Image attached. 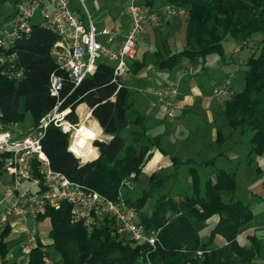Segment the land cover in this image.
Here are the masks:
<instances>
[{"label": "trees", "instance_id": "1", "mask_svg": "<svg viewBox=\"0 0 264 264\" xmlns=\"http://www.w3.org/2000/svg\"><path fill=\"white\" fill-rule=\"evenodd\" d=\"M144 4L149 9H159L148 0ZM167 4L187 10L186 48L166 55L157 53L155 61L162 68L173 69L185 61L196 65L213 53L225 60L224 43L229 38L235 39L242 50L261 35L259 46H252L254 51L241 71L245 87L225 103L223 116L233 130L251 134V160L264 156V0H167ZM57 40L54 31L36 25L29 36L17 40L8 51L0 48V54L16 56L18 71L23 73L21 80L11 79L1 74L0 68V110L7 121L24 123L30 114L32 123L37 124L55 107L70 108V119L78 122L77 109L87 105L104 134L112 139L97 142L99 157L81 164L69 150V135L50 126L43 145L53 169L110 199L123 194L141 222L158 231V241L155 251L147 245L122 242L109 225L89 234L82 224L72 222L70 206L65 204L59 210L49 209L38 219L50 221L49 242L38 237L39 247L32 253L30 264H43L45 254L52 255L58 264H141L147 256L154 264H257L255 260L264 250L262 241L249 235L247 244L240 242L256 218L254 211L240 200H223L224 193L236 194L233 173L219 170L215 179L206 182L203 192L199 169L193 167L190 194L179 199L171 192L155 197V186L163 182L158 181L133 198L125 181L140 175L152 155L151 149L159 147L158 143H149L139 117L129 121L133 92L116 78L114 65L99 61L95 72L77 85L51 55ZM53 74L63 79L59 96L51 94ZM131 123L138 129L127 140L122 132ZM173 161L176 166L181 164L179 158ZM153 199L154 207L148 213L147 206ZM201 223L213 226L211 239L201 236L196 227ZM10 232L8 226L0 237L2 264H9L5 259L10 247L4 239ZM216 237L223 242L213 247Z\"/></svg>", "mask_w": 264, "mask_h": 264}, {"label": "built area", "instance_id": "2", "mask_svg": "<svg viewBox=\"0 0 264 264\" xmlns=\"http://www.w3.org/2000/svg\"><path fill=\"white\" fill-rule=\"evenodd\" d=\"M79 1L85 5L86 0ZM126 1L131 28L119 51L98 41V36L102 35L111 43L116 33L109 28L99 30L89 15L76 14L69 0H15L13 15L0 24V48L8 51L17 40L29 36L34 26L39 25L58 35L51 55L75 84L78 85L87 75L93 74L101 60L112 63L116 78L123 80L129 74V62L136 58L145 26L149 24L158 28L166 20L184 18L188 14L186 9L171 4L154 10L147 8L144 0ZM240 51L239 47L235 50L236 53ZM15 62V55L1 53V74L21 80L23 73L18 71ZM232 80L233 75H230L217 85L214 96L219 99L231 98ZM62 86V77L53 74L52 96H59ZM179 94L177 86H164L154 92L156 101L166 108L170 120L176 116ZM70 114V108L61 110L55 107L37 124L26 129L25 122L7 121L0 110V186L4 188L3 193L0 192V234L13 217L37 221L49 209L59 210L68 204L72 222L82 224L89 234L97 228L106 227L108 221L112 220L117 226L119 241L147 245L155 251L158 231L148 229L141 222L136 209L127 203L122 194L117 199H110L53 169L43 145L50 126L60 128L69 135V150L81 164L99 157L97 142H109L112 139L97 130L89 119L75 122L70 119ZM125 185L131 190L134 187L130 180L125 181ZM38 247L37 230L27 228L24 240L18 245L19 252L30 259ZM43 264L58 263L52 255L45 254ZM141 264L154 263L147 256Z\"/></svg>", "mask_w": 264, "mask_h": 264}, {"label": "crops", "instance_id": "3", "mask_svg": "<svg viewBox=\"0 0 264 264\" xmlns=\"http://www.w3.org/2000/svg\"><path fill=\"white\" fill-rule=\"evenodd\" d=\"M148 1L153 7H162L156 6L154 0ZM14 10L15 0H8L4 4L0 3V24L5 18L12 16ZM95 26L98 27L99 30L109 28L116 33V37L111 43H109L107 38L102 35L98 36V41L112 50L119 51L124 45L126 35L131 28V22L125 8L121 15L112 19L110 26L99 27L96 24ZM160 27L162 34L173 38L172 47L174 48L177 45L176 39L178 36L184 35V45L186 48V24L182 21V19L171 18L166 20ZM154 32L155 28L151 25L147 24L145 26V33L139 40L136 58L129 62V74L123 78L125 85L133 92V94L137 91L136 86L146 81L151 72H155L156 77L162 81L158 87H151L145 90L143 95L139 97L138 101L132 97L133 105L129 111L134 112L135 118L129 121L134 122L139 117L141 123L143 124L147 138L149 139V143L156 141L159 146L151 149L152 155L149 161L144 166L140 175L132 180V184L134 185L132 191L136 189V184L133 181L138 180V178L142 175H146L150 180L151 187L158 181H163L159 185L155 186L156 192L161 191L160 195L167 192L174 194V191H171L170 189H165L163 192L161 189H164L166 184L168 186L171 183L170 185L173 186L174 181H176V178L179 176V169L182 165L190 166L189 177L190 169L193 167H198L200 176L202 175V171H204V169H211L210 179H215L216 173L219 170L231 172L236 177L239 171H241V166H244L245 168L249 167L253 170V166L257 165L256 171L258 173L262 172L263 170L259 159H262L264 156L255 157L253 160L249 158V151L251 149V134H242L240 131L233 130L227 126L226 121L223 120L225 102L227 101L224 102L214 96V89L216 86L223 83L230 75H233V94L239 93L244 89L245 83L242 78L241 71L243 70L242 66L245 65L246 61L234 63L235 60L233 55L229 53L227 54L225 51L227 59L224 60L221 58V61L218 63V66L220 65V68H222V75L224 77L215 81H212L210 77L212 68L204 66L203 70L198 72V70L194 68V64H191L188 61L182 63V65L187 63V66L184 68H179L181 64L173 69L162 68L156 64L155 56L153 60L152 55L156 51L151 52L145 47V42H148L149 39L152 40L151 38L156 37L153 36ZM151 43L153 44L154 42ZM236 49L237 47L234 49V52ZM168 52L176 53L180 51L171 49L163 54L166 55ZM207 58L205 62L203 61V64L207 63ZM248 58L246 60H248ZM231 63H234L235 66H237L232 68L230 66ZM206 75L207 77H205ZM237 77L239 80L236 82ZM134 80H136L135 86H130ZM164 86H177L179 88L180 94L176 103L177 114L174 120L168 119L165 107L156 101L154 97L155 90ZM77 115L80 121L89 119L90 123L93 124L97 130L103 131L97 120L92 117V110L89 109L87 105H81L77 109ZM130 125L135 128L132 132L138 129L135 123H131ZM230 129H232L233 132H230ZM236 132H239L241 136L249 137L248 144H245L246 146H241L244 142L239 139H237V141L239 140L238 142L234 141L233 136ZM122 136L124 135L122 134ZM124 137L127 140H130V135L128 137ZM174 157L179 158L181 164L176 166L173 161ZM189 186V192H191L190 178ZM2 187L3 186H0V188ZM262 190L263 189H261V191ZM253 194L256 195L255 193ZM174 195L177 199L182 197L181 195ZM231 198L234 199V196ZM29 220L33 219L24 221L20 218L13 217L5 228L6 230L9 226L11 229L10 234L4 239L5 242H8L10 247V251L5 259V261L9 264H30V259L24 257L18 250L19 243L24 240L25 230L29 228L27 227ZM18 230L22 233V240L19 241L17 245H13V240H9V237L12 233ZM248 230L241 235L240 239L245 236ZM4 231L0 234V237ZM42 240L46 243L49 242L48 239ZM0 264H2L1 260Z\"/></svg>", "mask_w": 264, "mask_h": 264}, {"label": "rangeland", "instance_id": "4", "mask_svg": "<svg viewBox=\"0 0 264 264\" xmlns=\"http://www.w3.org/2000/svg\"><path fill=\"white\" fill-rule=\"evenodd\" d=\"M70 1V6L71 9L78 15L80 16H85L92 19V21L98 25L99 27L103 26H110L112 23V19L116 18L118 15H121L124 12V9L127 6V1L126 0H86L85 5L81 4L79 0H69ZM154 3L156 6H164L167 4V0H154ZM182 21H186V17L184 18H179ZM186 24V23H185ZM98 28V27H97ZM154 28V27H153ZM99 29V28H98ZM161 27L155 28V34L153 33V37L151 38L152 40H148V42H145V47L149 49L151 52L156 51L157 53H165L168 50L175 49L176 51H181L185 49L184 45V35L183 36H178L176 39L177 45L174 47L173 46V38L167 37L165 34H162L160 31ZM260 38L255 39L251 43V47L249 46H243V50L239 52H234V49L237 47H240V44L233 38H229L225 43V51L228 54H232L234 57L235 62L234 63H239L243 61H247L246 59L251 56V52L254 51V48H257L260 43L261 35H259ZM151 42H154L153 44ZM139 45V43H138ZM252 46L254 47L252 49ZM153 53V60L154 56L156 59L157 53ZM221 61V57L216 54H210L207 58V63L203 64V61L201 60L200 63H197L194 65V68L198 70V72L202 71L204 66H208L212 68V73L210 74L211 80L215 81L218 79L223 78L224 76L222 75V68H220V65L218 66V63ZM185 63V62H184ZM231 63V67L235 68V64ZM187 66V63L185 65H180L179 68H184ZM243 70L246 68L245 65L242 66ZM203 76V75H201ZM207 77V75L205 76ZM238 77L236 78L237 82ZM136 80H134L130 86L134 85ZM162 81H160L156 77L155 72H151L149 75V78L144 81L143 83L139 84L136 86L137 91L134 92L133 97L136 101L139 100V97L143 95L144 91L147 90L148 88L151 87H158ZM133 86V88H134ZM135 89V88H134ZM231 98L227 99H221L224 102L230 100ZM226 103V102H225ZM166 109V108H165ZM175 113L177 114V107ZM166 114L168 117V113L166 110ZM129 120H133L135 118V114L133 111H129L128 113ZM176 118V116H175ZM174 118V119H175ZM170 120V118L168 117ZM173 119V120H174ZM226 121V119H223ZM165 122V121H164ZM32 123V116L30 114L27 115L26 122H25V128H29ZM135 128L133 126H129L127 129L124 130L122 133L124 136L128 137L132 130ZM187 130V129H184ZM230 132H233L232 129H230ZM228 134V133H227ZM234 141L238 142L241 140L244 142L243 145L241 146H246L248 144V136H241L239 132H236L234 134ZM169 138V137H168ZM237 139H239L237 141ZM246 144V145H245ZM240 146V144H239ZM260 165L262 166V172L258 173L256 170L257 165L253 166V170L250 169L249 167L245 168L244 166H241V171L237 174L236 181H237V191L236 194L234 195L235 200H240L244 202L246 205H249L250 208L254 211L256 218L255 220L250 224L248 232L243 236V238L240 239L241 244H247V237L249 235H256L263 243L264 245V157L262 159H259ZM244 167V169H243ZM189 168L190 166L188 165H182L179 169V176L176 178V181H174L173 186L172 185H165L166 187L162 190H171L174 191V194L176 195H181L185 196L188 195L190 192V186H189ZM211 169L202 171L201 175V188L204 192L205 189V184L206 182L211 178L210 176ZM172 181V180H171ZM136 184V189L133 191V198L136 199L137 197H140L143 193L144 190L151 189L150 185V180L146 175H142L138 178V180H134ZM0 192L3 193L4 188H0ZM261 189H263L261 191ZM161 192V191H160ZM160 192H154L155 197H158L160 195ZM255 193L256 195H254ZM121 195V194H120ZM123 195V194H122ZM233 195L229 193H224L223 194V200L225 202H228L231 200V197ZM154 207V199L149 203L147 206L146 212H151ZM107 225L110 226L111 231H113V235L119 239V236L117 235V226L116 224L111 220L108 221ZM27 227L29 228H35L37 230V233L41 239H48L49 238V233L51 229V224L48 219H44L41 221H35V220H29L27 223ZM197 229L199 230L201 236L207 240L211 239V233L213 226L208 225L206 223H201V224H196ZM21 231H15L12 233L9 237V240H13L12 244L17 245L19 241L22 240L21 238ZM127 242V241H126ZM129 242V241H128ZM222 239L220 237H216L214 239L213 247H218L222 244ZM54 255V253H53ZM55 256V255H54ZM255 263L257 264H264V250L262 253V256L257 258L255 260Z\"/></svg>", "mask_w": 264, "mask_h": 264}]
</instances>
